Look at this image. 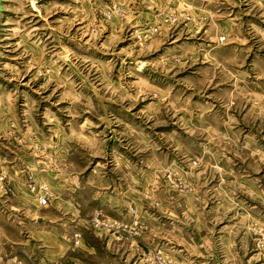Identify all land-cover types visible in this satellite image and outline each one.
I'll return each instance as SVG.
<instances>
[{
    "label": "rangeland",
    "instance_id": "1",
    "mask_svg": "<svg viewBox=\"0 0 264 264\" xmlns=\"http://www.w3.org/2000/svg\"><path fill=\"white\" fill-rule=\"evenodd\" d=\"M0 264H264V0H2Z\"/></svg>",
    "mask_w": 264,
    "mask_h": 264
},
{
    "label": "built area",
    "instance_id": "2",
    "mask_svg": "<svg viewBox=\"0 0 264 264\" xmlns=\"http://www.w3.org/2000/svg\"><path fill=\"white\" fill-rule=\"evenodd\" d=\"M38 201L41 204H45V203H47V197L44 194H40L39 197H38Z\"/></svg>",
    "mask_w": 264,
    "mask_h": 264
},
{
    "label": "water",
    "instance_id": "3",
    "mask_svg": "<svg viewBox=\"0 0 264 264\" xmlns=\"http://www.w3.org/2000/svg\"><path fill=\"white\" fill-rule=\"evenodd\" d=\"M2 10V0H0V12Z\"/></svg>",
    "mask_w": 264,
    "mask_h": 264
}]
</instances>
